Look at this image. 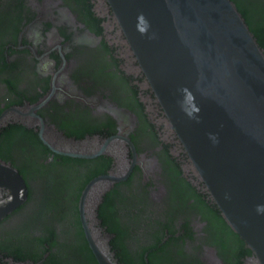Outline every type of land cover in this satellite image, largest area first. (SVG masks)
Masks as SVG:
<instances>
[{
    "label": "flooded vegetation",
    "instance_id": "1",
    "mask_svg": "<svg viewBox=\"0 0 264 264\" xmlns=\"http://www.w3.org/2000/svg\"><path fill=\"white\" fill-rule=\"evenodd\" d=\"M237 1L264 30V0ZM109 136L130 171L103 191L96 225L121 264H250L252 252L195 174L107 2L0 0V162L26 186L0 217V264H96L77 204L85 184L117 161L58 150L69 139Z\"/></svg>",
    "mask_w": 264,
    "mask_h": 264
},
{
    "label": "water",
    "instance_id": "2",
    "mask_svg": "<svg viewBox=\"0 0 264 264\" xmlns=\"http://www.w3.org/2000/svg\"><path fill=\"white\" fill-rule=\"evenodd\" d=\"M105 1L210 199L252 252L250 264H264L263 49L232 0ZM116 137L69 139L58 150L116 158L115 169L85 184L77 204L96 264H120L96 225L103 191L130 171ZM0 188L2 217L26 196L23 178L3 162Z\"/></svg>",
    "mask_w": 264,
    "mask_h": 264
},
{
    "label": "trees",
    "instance_id": "3",
    "mask_svg": "<svg viewBox=\"0 0 264 264\" xmlns=\"http://www.w3.org/2000/svg\"><path fill=\"white\" fill-rule=\"evenodd\" d=\"M232 1L234 2V4H235L236 8L238 9V11L241 13V15H242V17H243L245 23L247 24L248 28L250 29V31H251L252 34L254 35V37H255L257 43L260 45V47L263 49V52H264V30H261V29L256 30L254 27H252V26L250 25V23H249V22H251V21H249L250 14H248V12H249V11L247 10L248 8H247V9H242V4H241L240 2L238 3L237 0H232ZM244 7H245V6H244ZM258 7H259V10H258L259 21H260V23L263 24V22H264V10H263V9H264V8L261 7V6H259V5H258ZM245 8H246V7H245ZM69 247H70L69 242H66L64 245L61 246V248H62L63 250H65V251H66ZM116 253H118L119 258H118V256H117ZM116 253H115V256L118 258V260L120 259V260L122 261V260H123V257L120 255L119 250H118ZM91 258H92V257H91ZM118 263L121 264L120 261H118Z\"/></svg>",
    "mask_w": 264,
    "mask_h": 264
}]
</instances>
